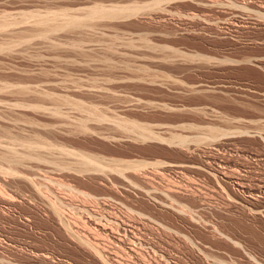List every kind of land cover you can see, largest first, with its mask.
Segmentation results:
<instances>
[{
    "label": "rangeland",
    "instance_id": "1",
    "mask_svg": "<svg viewBox=\"0 0 264 264\" xmlns=\"http://www.w3.org/2000/svg\"><path fill=\"white\" fill-rule=\"evenodd\" d=\"M8 263L264 264V0H0Z\"/></svg>",
    "mask_w": 264,
    "mask_h": 264
},
{
    "label": "bare ground",
    "instance_id": "2",
    "mask_svg": "<svg viewBox=\"0 0 264 264\" xmlns=\"http://www.w3.org/2000/svg\"><path fill=\"white\" fill-rule=\"evenodd\" d=\"M79 9V8H78ZM87 9V8H86ZM130 9V8H129ZM133 9V8H132ZM87 10H90V8H88ZM131 10V9H130ZM86 11V10H85ZM85 11H84V13H85ZM122 10L119 8L118 10L117 9H115V10H110L109 9V11H107V10H103V8H97V7H94L92 10H90V11H86V13H87V15H86V20L84 19V20H82V19H79V18H73V17H67L66 16V14H64V16L65 17H67L66 18V23L65 24H67L69 27L70 26H73V27H75V26H79V25H82L83 23H84V21H88V20H92V18L93 17H95V16H98V15H104V14H108L109 15V17H115L116 18V16L118 15V13L119 12H121ZM123 11H124V9H123ZM79 13H81V12H79ZM61 15V14H60ZM85 15V14H84ZM35 16V18H37L36 19V22L38 23V24H47V23H49V22H54L55 20H57V18H59V14L58 13H54V14H52L51 16H46V17H40V15H34ZM33 16V17H34ZM37 16V17H36ZM62 17V16H61ZM90 18V19H89ZM57 22V21H56ZM55 23V22H54ZM45 24V25H46ZM52 24V23H51ZM62 24V23H61ZM44 25V26H45ZM53 25H55V24H53ZM51 26V28L50 29H52V28H54L55 26ZM47 26V25H46ZM59 27V26H58ZM56 28V27H55ZM59 118V117H58ZM87 124V123H86ZM136 125V124H135ZM78 127V126H77ZM137 129V128H136ZM36 136H38V135H36ZM147 138H149V137H147ZM43 143V142H42ZM30 144V143H29ZM29 144H27V145H25V146H30ZM24 146V145H23ZM31 147V146H30ZM29 147V148H30ZM35 147V146H34ZM10 149V148H9ZM32 149V148H31ZM5 150V149H4ZM36 150V149H35ZM7 151V150H6ZM51 151V150H50ZM49 151V152H50ZM15 156V155H14ZM14 156H13V158H14ZM12 157V156H11ZM18 158V157H17ZM17 158H15V159H17ZM14 159V160H15ZM84 159V158H83ZM87 158L85 157V160H86ZM92 159V158H91ZM10 160V159H9ZM22 160V159H21ZM17 161V160H16ZM83 161V160H82ZM92 163V161L90 162V158L88 157V159H87V161H86V163L85 164H87V163ZM89 166H91V164L89 165ZM88 166V167H89ZM82 167V166H81ZM172 167V166H171ZM178 167V166H177ZM181 167V166H180ZM202 169V168H201ZM118 171V170H117ZM128 171V170H127ZM32 179V178H31ZM28 180V179H27ZM29 180H30V178H29ZM34 181H36V180H34ZM33 184V183H32ZM41 188V187H40ZM36 189H37V187H36ZM40 190V189H39ZM38 192V191H37ZM54 205V204H53ZM59 209V208H58ZM61 209V208H60ZM254 209V208H253ZM62 211V210H61ZM253 212V211H252ZM261 214V213H260ZM259 214V215H260ZM63 215V214H62ZM58 216H59V214H58ZM65 216V215H64ZM63 217V216H62ZM59 218V217H58ZM61 221V220H60ZM70 232V231H69ZM94 245V244H93ZM92 246V245H91ZM95 247H96V245H95ZM195 248V247H194ZM199 248V247H198ZM208 248V247H207ZM97 248H95V250H96ZM204 249V248H203ZM100 250V249H99ZM202 251V250H201ZM207 251V250H206ZM97 252V251H96ZM202 253V252H201ZM203 253H205V252H203ZM96 254H98V252L96 253ZM209 254V253H208ZM251 254V253H250ZM99 255V254H98ZM104 257V256H103ZM106 258V257H105ZM105 258H103V259H105ZM167 258V257H166ZM211 258V257H210ZM108 259V258H107ZM106 259V260H107ZM207 260V259H206ZM208 260H210V259H208ZM207 260V261H208ZM105 261V260H104ZM211 261V260H210ZM217 261H219V260H217ZM243 261V260H242ZM255 262V261H254ZM3 263V262H2ZM12 263V262H11ZM215 263V262H214ZM9 264V263H8ZM217 264V263H216ZM260 264V263H259ZM262 264V263H261Z\"/></svg>",
    "mask_w": 264,
    "mask_h": 264
}]
</instances>
